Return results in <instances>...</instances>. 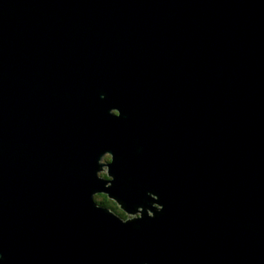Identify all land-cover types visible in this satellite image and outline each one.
Returning <instances> with one entry per match:
<instances>
[{"label": "water", "instance_id": "1", "mask_svg": "<svg viewBox=\"0 0 264 264\" xmlns=\"http://www.w3.org/2000/svg\"><path fill=\"white\" fill-rule=\"evenodd\" d=\"M0 264H264V0H0Z\"/></svg>", "mask_w": 264, "mask_h": 264}, {"label": "trees", "instance_id": "2", "mask_svg": "<svg viewBox=\"0 0 264 264\" xmlns=\"http://www.w3.org/2000/svg\"><path fill=\"white\" fill-rule=\"evenodd\" d=\"M111 156H106V162H109L111 161ZM102 177H104L105 179L109 178L108 174L107 173H102L101 174ZM96 202L101 204L102 206L104 207H107L111 210H113L114 212H116L118 215H120L121 217H123L124 219H126V214L123 213L120 208L118 207V205L116 203H114L112 200H110L108 198V196L106 195H97L96 196Z\"/></svg>", "mask_w": 264, "mask_h": 264}, {"label": "rangeland", "instance_id": "3", "mask_svg": "<svg viewBox=\"0 0 264 264\" xmlns=\"http://www.w3.org/2000/svg\"><path fill=\"white\" fill-rule=\"evenodd\" d=\"M106 162V156L104 157V159H103V163H105ZM102 173H107V168H104L103 169V171L101 172V174ZM122 211V210H121ZM123 212V211H122ZM124 213V212H123ZM132 217H135V215H131ZM139 216V215H138ZM126 218H128V216L126 215Z\"/></svg>", "mask_w": 264, "mask_h": 264}, {"label": "bare ground", "instance_id": "4", "mask_svg": "<svg viewBox=\"0 0 264 264\" xmlns=\"http://www.w3.org/2000/svg\"><path fill=\"white\" fill-rule=\"evenodd\" d=\"M155 206H157V207H160V206H159V205H157V204H156Z\"/></svg>", "mask_w": 264, "mask_h": 264}]
</instances>
